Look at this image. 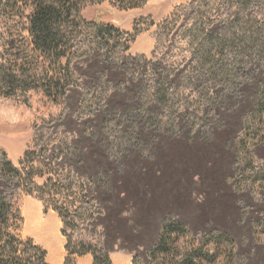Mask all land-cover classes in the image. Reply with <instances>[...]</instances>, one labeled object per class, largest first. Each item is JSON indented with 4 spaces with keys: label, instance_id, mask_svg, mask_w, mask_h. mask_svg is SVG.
<instances>
[{
    "label": "rangeland",
    "instance_id": "obj_1",
    "mask_svg": "<svg viewBox=\"0 0 264 264\" xmlns=\"http://www.w3.org/2000/svg\"><path fill=\"white\" fill-rule=\"evenodd\" d=\"M115 1L88 7L85 18L129 34L137 19L141 34L128 50L122 43L111 59L89 41L79 43L71 63L77 83L60 109L37 111L0 90V150L16 167L27 150L43 152L42 159L48 156L53 166L77 176L83 189L77 184L74 224L67 232L73 247L104 246L114 264H123L121 257L148 264L162 224L171 219L188 229L192 238L181 242L185 246L221 232L234 241L241 264H264V185L245 172L237 150L264 87V0H248L236 15L239 24L218 43L224 59L212 57L210 64L181 34L193 23V12L177 7L190 0H148L129 11L114 8ZM22 13L13 20L3 16L0 62L28 89L42 82L49 62L36 49L28 12ZM229 14L217 18L223 22ZM89 90L96 96L86 105ZM165 94L169 108L161 104ZM6 109L19 112L20 122L6 120ZM255 161L264 166V141ZM18 186L0 179V195H18ZM17 197L21 237L45 247L40 226L50 224L62 238L58 215L45 213L31 196ZM59 238L47 242L49 264L61 263Z\"/></svg>",
    "mask_w": 264,
    "mask_h": 264
},
{
    "label": "trees",
    "instance_id": "obj_2",
    "mask_svg": "<svg viewBox=\"0 0 264 264\" xmlns=\"http://www.w3.org/2000/svg\"><path fill=\"white\" fill-rule=\"evenodd\" d=\"M104 1L0 0V25L7 13L13 20L15 13L28 12L26 19L29 21L30 34L36 49L49 62V71L45 73L42 82L28 89L24 82L15 81V74L0 62V90L5 91L7 97L16 98L29 107L35 105L37 111L41 106L60 109L66 91L77 83L76 75L71 71V63L79 43L87 40L93 48L103 50L111 59L122 43L123 51L128 50L129 44L142 32V26L137 19L134 22L133 34L121 32L113 24L88 21L84 11L88 7L99 6ZM248 2V0L235 2L190 0L188 4L177 7L178 11L191 9L193 12V23L183 27L181 34L203 64H210L212 57L224 59V45L221 49L218 43L229 36L234 25L239 24L236 15L248 8ZM147 4L148 0H116L112 5L119 10L129 11L145 7ZM221 13L224 15L230 13L228 20L221 22L217 18ZM236 34L238 33L235 31L232 35ZM128 36L131 37L130 41L123 40ZM240 38L242 39V36ZM2 55L0 49V57ZM217 67L218 64L215 65L214 73ZM13 88L19 89L18 92H12ZM95 96V91L89 90L84 94L83 102L88 105ZM167 96L165 94V100L161 102L165 107H168L165 102ZM263 141L264 87L259 92L255 110L248 116L245 130L237 145L241 160L243 158L242 168L245 172L253 174V179L255 182L259 181L262 188L264 166L255 161V149ZM65 144L68 145L67 142ZM42 156L43 152L37 154L33 149H29L20 160L19 167H16L7 153L0 150V179L16 181L19 184L18 195L26 194L35 198L42 203L45 213L53 211L58 215L62 221L61 234L65 238L64 264H77V258L87 255H91L93 264H114L111 253L104 246H88L81 249L76 244L74 247L71 245L67 232L74 224L72 205L77 196L75 189L81 187V184L76 175L65 168L53 166L48 156L44 159ZM46 164L50 165V168H47ZM39 180L43 182L39 183ZM81 194L84 201L89 199L85 190H82ZM18 195H0V264H49L47 251L37 245L32 238H23L19 234L24 218L17 206ZM187 238L192 237L184 225L171 219L166 220L162 224L157 243L149 251L148 264H241L234 241L225 233L212 232L206 235L198 246L182 244L181 242ZM132 264L143 263L135 257Z\"/></svg>",
    "mask_w": 264,
    "mask_h": 264
},
{
    "label": "crops",
    "instance_id": "obj_3",
    "mask_svg": "<svg viewBox=\"0 0 264 264\" xmlns=\"http://www.w3.org/2000/svg\"><path fill=\"white\" fill-rule=\"evenodd\" d=\"M55 213V212H54ZM56 214V213H55ZM57 215V214H56ZM59 218V217H58ZM60 219V218H59ZM60 222H61V224H62V221L60 220ZM41 227V229H42V233H44V238H45V247H42V245H40V244H38V243H36L37 245H39V246H41L42 248H44L46 251H47V253H48V255H47V259H48V256L50 255V250L48 249L49 247L48 246H50V243H47L50 239H58L57 237H55V228L53 227V226H51L50 224H45V225H41L40 226ZM60 228V227H59ZM61 229H62V226H61V228H60V236L62 237V238H59V240H58V242H59V244H60V246H61V250H62V259H61V263L60 264H64V260H65V256H63L64 255V252H65V248H64V246H65V240H64V244L62 243V241H63V239H64V237L62 236V234H61ZM52 234H54V235H52ZM34 240V239H33ZM48 244V245H47ZM64 251V252H63ZM66 253V252H65ZM84 258H88V260H87V262H85V264H93V259H92V257H91V255H87V256H84V257H81V258H77V262H78V264H81L82 263V260L84 259ZM113 260H115V259H113ZM121 261H122V263L123 264H128V260L125 258V257H121ZM113 263H114V261H113Z\"/></svg>",
    "mask_w": 264,
    "mask_h": 264
},
{
    "label": "clouds",
    "instance_id": "obj_4",
    "mask_svg": "<svg viewBox=\"0 0 264 264\" xmlns=\"http://www.w3.org/2000/svg\"><path fill=\"white\" fill-rule=\"evenodd\" d=\"M21 112L23 111L22 109L20 110ZM4 118L8 120L10 123L15 124L20 122V113L16 112L15 110H5L4 111Z\"/></svg>",
    "mask_w": 264,
    "mask_h": 264
}]
</instances>
